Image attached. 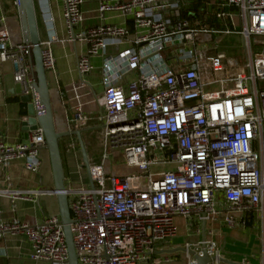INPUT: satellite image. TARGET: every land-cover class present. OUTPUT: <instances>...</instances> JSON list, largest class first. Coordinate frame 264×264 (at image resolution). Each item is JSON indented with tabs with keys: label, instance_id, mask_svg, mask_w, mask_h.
I'll use <instances>...</instances> for the list:
<instances>
[{
	"label": "built area",
	"instance_id": "1",
	"mask_svg": "<svg viewBox=\"0 0 264 264\" xmlns=\"http://www.w3.org/2000/svg\"><path fill=\"white\" fill-rule=\"evenodd\" d=\"M83 1L63 2L66 41L86 47L76 59L79 80L67 92L72 115L66 123L83 132L98 129L101 153L98 160L87 153L93 188L87 182L66 190L78 264H162L170 259L155 255L177 236L174 216L204 223L221 218L234 226L237 213L264 209V0H204L216 4L218 19L231 22L237 16L240 30L225 23L214 28L195 11L182 16L181 0H96L100 15L119 12L131 18L133 29L101 23L75 32ZM4 20L0 17V76L9 61L13 80L27 94L34 79L27 60L31 45L13 42ZM230 34L243 36L242 63L216 52L217 36ZM109 39L129 46L108 54ZM54 40L40 43L45 71L55 68ZM252 46L260 49L253 52ZM95 56L102 57L100 93L84 80ZM131 73L135 77L126 80ZM87 105L97 107L95 114ZM44 145L40 127L19 143L0 136V196L54 194L14 189L1 180L2 168L14 159L37 173ZM121 154L124 160H115ZM7 234L28 239L32 261L68 264L58 215L39 222L0 221V239ZM211 235L209 230L203 240L185 242L187 264H197L189 250L201 256L202 246L210 257L206 264H220Z\"/></svg>",
	"mask_w": 264,
	"mask_h": 264
},
{
	"label": "crops",
	"instance_id": "2",
	"mask_svg": "<svg viewBox=\"0 0 264 264\" xmlns=\"http://www.w3.org/2000/svg\"><path fill=\"white\" fill-rule=\"evenodd\" d=\"M0 17H4V23L8 28L13 42H22L21 24L17 8V0H0ZM36 12L40 43L42 41L56 38L51 44L52 53L55 59L54 71H46V78L50 92L51 104L54 114L56 128L67 130L66 117H71L72 108L68 103V90L70 86L79 80L76 69L77 56L86 50L84 44L77 42L70 44L66 41L67 29L63 19L64 0H33ZM83 20L75 27L78 31L83 28L95 26L101 23L126 24L131 30L132 20L119 12H105L100 15L96 0H84L80 6ZM217 6L204 0H181L180 13L183 16L189 11H195L203 23L214 28L223 27L224 23L230 29L234 26V19L222 20L215 15ZM232 9V8H231ZM237 35V34H236ZM129 45L114 39L108 40L105 52L115 54L125 50ZM29 61L30 58L27 57ZM93 70L88 75L98 78V81L89 82L93 86L100 83L102 57L91 58ZM0 76V136L7 143H19L26 141L31 130L25 129L22 120L27 117V106L22 102L20 96L23 94L22 87L13 80V66L6 61L1 66ZM98 76V77H97ZM134 73L125 77L126 80L133 79ZM101 92V91H100ZM99 92V93H100ZM63 102L65 107H63ZM85 110L95 114L97 107L85 106ZM94 121L90 122V125ZM71 129L74 125H69ZM84 135V134H83ZM74 137V136H72ZM76 141V138H73ZM77 142V141H76ZM41 166L37 173H32L24 168L22 159L12 160L7 167L2 168L1 180L3 184L20 190L29 189H53V179L48 151L40 150ZM63 168L65 169L64 183L66 188H76L84 186L79 173L81 166V154L79 146L67 148L62 153ZM78 175V176H77ZM76 186H73V185ZM218 207H223L224 202L220 197ZM49 215H58V202L55 194L31 196V198L11 199L9 196H0V221H8L12 218L33 219L41 221ZM192 223L198 224L196 227L197 238L201 239V224L192 216ZM236 224L226 225L221 218L208 220L205 222V234L209 230L216 239L219 247L220 264H264V209H250L235 215ZM208 224V225H207ZM188 226V225H187ZM189 227V226H188ZM187 227V228H188ZM198 230L200 232H198ZM173 240V239H171ZM169 240V241H171ZM181 248V247H174ZM164 249H173L168 241L160 245L157 249L159 258L167 257V253H160ZM30 242L21 234H7L0 239V264H48L45 262H35L30 259Z\"/></svg>",
	"mask_w": 264,
	"mask_h": 264
},
{
	"label": "water",
	"instance_id": "3",
	"mask_svg": "<svg viewBox=\"0 0 264 264\" xmlns=\"http://www.w3.org/2000/svg\"><path fill=\"white\" fill-rule=\"evenodd\" d=\"M17 8L23 42L31 45L30 63L32 66V76L34 78L33 82L31 83L32 91L20 96L21 101L25 102L27 106V117L26 119L22 120V125L27 130H34L37 127L42 129L45 138L44 149L48 151L51 165L53 179L52 191H54V194L57 198L59 219L63 227L64 238L67 247V262L68 264H78L70 230V223L72 219L70 217L68 206V197L66 193L67 188L64 183L65 174L59 148V139L65 136H74L76 138L81 154V166L86 171L89 187L93 188L88 155L81 135L84 129L73 128L67 130H58L56 128L50 92L46 78V71L42 63L40 38L34 1L17 0ZM204 226L205 223L202 222V240L205 238ZM177 250L184 251V248L164 249L159 252L170 253ZM189 253L196 260L197 264H206L210 260V257L207 256L204 246H202L201 256L193 250H189Z\"/></svg>",
	"mask_w": 264,
	"mask_h": 264
},
{
	"label": "rangeland",
	"instance_id": "4",
	"mask_svg": "<svg viewBox=\"0 0 264 264\" xmlns=\"http://www.w3.org/2000/svg\"><path fill=\"white\" fill-rule=\"evenodd\" d=\"M234 26L231 27L232 29H238L240 30V22L237 16L234 17ZM78 30L75 29V32ZM219 41V46L216 52H224L227 56H234L238 57L239 61L242 63L245 61V55L243 54V48H244V41L242 35H219L216 38ZM201 40L206 41L205 37L203 36ZM260 46H252V51L259 50ZM98 77V76H97ZM84 80L89 82L98 81V78L91 77L89 75H86L84 77ZM91 84V83H90ZM95 86V92L99 93L102 91V86L100 83H97ZM263 83L260 87H263ZM84 137V146L85 149L92 159L98 160L100 158L101 148L99 147V139H98V129H91L88 132H83ZM72 136H65L59 139L60 148L62 149V153L65 149H67L70 143L73 142ZM77 146V145H76ZM114 160V158H112ZM117 161H123L124 157L123 154L115 158ZM81 174L79 173V176L81 178V182L83 184H87V175L85 169L82 167L80 170ZM78 176V175H77ZM73 186H76L75 184ZM192 217H189L191 220ZM173 225L176 228L177 236L173 238V240L168 241L170 245H172V248L174 247H184L186 241H191L193 237L197 238L198 235L196 234V227L198 224H194V227H192L191 221H189L186 217L176 215L173 217ZM189 227H188V226ZM208 225V224H207ZM188 227V228H187ZM212 239L216 242V239L212 236ZM217 243V242H216ZM219 248V247H218ZM156 257H161L162 255H155ZM166 256L170 259L168 262H164L162 260V264H187V258L186 254L182 250H177L174 252L167 253ZM221 256V255H220Z\"/></svg>",
	"mask_w": 264,
	"mask_h": 264
},
{
	"label": "trees",
	"instance_id": "5",
	"mask_svg": "<svg viewBox=\"0 0 264 264\" xmlns=\"http://www.w3.org/2000/svg\"><path fill=\"white\" fill-rule=\"evenodd\" d=\"M188 13H185L183 16H187ZM84 137V135L82 136ZM78 144V143H77ZM59 148H60V143H59ZM60 153H61V158H62V149L60 148ZM62 164H63V161H62ZM64 166V165H63ZM64 169V168H63ZM64 174H65V169H64Z\"/></svg>",
	"mask_w": 264,
	"mask_h": 264
}]
</instances>
